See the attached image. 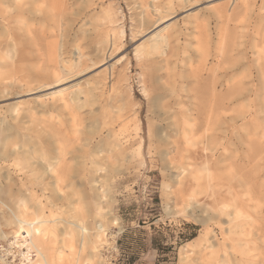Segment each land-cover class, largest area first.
I'll return each instance as SVG.
<instances>
[{
	"label": "rangeland",
	"instance_id": "1",
	"mask_svg": "<svg viewBox=\"0 0 264 264\" xmlns=\"http://www.w3.org/2000/svg\"><path fill=\"white\" fill-rule=\"evenodd\" d=\"M63 1L31 25L42 53L34 74L49 79L58 71L49 50L59 41L64 60L75 57L78 46L83 66L106 64L90 67L58 95H27L22 82L0 98V264L36 258L33 248L21 254L27 251L18 246L21 238L4 234L8 178L14 192L20 186L34 192L25 208L31 219L33 205L49 192L29 176L28 154L35 160L59 145L74 165L102 137L131 148L134 157L106 180L99 168L97 181L89 182V165L76 180L74 198L88 210L86 235H98L92 252L78 237L71 242L66 235L62 245L61 219H70L62 203L57 212H41L50 224L57 219L55 236L42 245L55 264H264V84L254 95L236 73L243 66L264 78V0H250L252 11H245L244 0H200L181 9L171 0L177 13L157 28L168 25L166 51L150 56L137 48L154 32H148L156 23L152 2L164 8L169 0ZM200 41L203 53L196 51ZM173 84L185 85L179 107L191 122L179 121L191 126L193 144L169 129L178 121L177 97L167 91ZM77 90L80 101L88 100L81 108L71 99ZM165 135L169 144L159 141ZM6 136L11 145L4 154ZM100 155L110 162L107 152ZM154 246L170 248L160 253Z\"/></svg>",
	"mask_w": 264,
	"mask_h": 264
},
{
	"label": "bare ground",
	"instance_id": "2",
	"mask_svg": "<svg viewBox=\"0 0 264 264\" xmlns=\"http://www.w3.org/2000/svg\"><path fill=\"white\" fill-rule=\"evenodd\" d=\"M199 1L200 0H179L178 4L181 9L193 6ZM229 1L231 3L235 0ZM171 2V0L168 1L169 5H166L167 7H164L165 3L162 4L164 8H160L159 4H156L154 1L152 2L151 6L153 7L152 10L156 16L155 22L157 24L154 23L155 25L153 24L154 26L152 30L148 31L150 34L154 31L149 37V43L145 44L143 42V44L139 45L137 48L138 51L143 50L142 52L148 54L147 56L153 54L163 55L166 51L168 36L164 34V30L167 29L168 25L159 29L157 28L167 20H170L175 13H177V9L173 7ZM47 3H49V6H47ZM54 4L57 6H63L64 1L0 0V98L11 95L13 91H10L15 87V83L22 82L26 84V90L24 92L27 93V95L37 94V97L58 95L63 93L66 89L61 86L80 76L86 70H90V67L95 66L98 63V66H104L106 64V62L94 61L91 65L83 66L82 58L84 54L78 46L75 47L77 50L76 56L71 57V60H64L60 53V47L63 46V42L61 43L59 41L57 42V46L51 47V50H49V57L52 58L51 60L53 61L57 58L58 62H56L59 63L58 71L53 72L49 76V79L41 78L34 74L35 72L39 73L41 70L42 61L40 60L42 53L39 48V41L36 37L32 36L30 28L33 24L42 23L43 20L41 17L49 10V8H53ZM243 6L245 11H252L253 9L250 0H244ZM147 33H145L144 36L147 35ZM179 33L180 32L178 31V34ZM142 34L143 33H141V35ZM108 40L111 41L110 39ZM196 41L198 42L197 37ZM203 50L204 44L200 41L197 44L196 51L198 53H203ZM259 55L262 57V61H264V53L261 51ZM256 60L257 59H254L253 61ZM241 69L238 71L239 73L237 71L236 73L240 75V77L248 79V82L252 87V93L256 95V90L259 88L260 84H264V78L259 76V74L254 75L250 69L246 70L243 66ZM219 77L222 78L224 75L221 74ZM222 85L225 87L222 96L226 97L228 94L226 88L227 83H222ZM185 90V85H178V87H176L174 84L167 90L177 97V102L175 104L178 105V109H174V114L178 116V121L170 124L171 128L169 129L174 135L183 138L187 143L193 144V142L190 141V135L192 134L191 126H185L179 121V119L183 117V119L191 122L190 116L187 115V111H183L179 107L183 102L182 99L186 98V94H182ZM80 93L81 91L77 90L71 94V99L77 101V107L79 108L83 107L88 101L87 98L80 101ZM90 133L92 134L93 131ZM107 136L109 137L110 134ZM4 141L6 142L4 148L5 154V152H8L9 146L11 145V139L6 136ZM103 141L106 143L105 146L101 145ZM159 141L161 144H169L167 135L161 137ZM89 143L90 141L87 142V144ZM103 152H107V158L108 161H110L109 163L105 162L100 155ZM31 154L32 153L28 154L29 158H26V160L28 159L26 161V167L29 169V176L37 184L41 185V187L43 186V191L48 190L49 194L45 196V201L39 200L33 205L32 210L34 216L29 219L27 214H25V212H27L25 208H27L28 198H32L34 192L31 191L32 193L30 196L26 194V191L21 186L14 192L12 189V179L7 177L8 181L6 188H4L5 197L2 203L4 206V214L2 215V218L4 219V225L6 228L4 234L6 237L11 236L16 239H22V242L20 241L21 243L18 244V246H24L27 248L26 252H21L23 256H29L28 252L31 251L32 248L35 250L36 258L31 260V258L28 257L27 262H29V264H55L48 250L42 245L48 241L47 237H51L52 234L55 236L54 228L58 227L57 219L54 220L55 222L53 224H50L49 220L42 216L43 214H41V212H45V209H47L46 212H57L60 210V203H62V206L65 209L64 212H66L70 218L61 219V223L64 226L63 230L60 231L62 236L61 241L63 242L62 245H64V237L66 235L70 238L69 241L71 242L73 241V238L75 239V237H78L81 248H89L92 252V249L96 247V243L98 242V235H95V237L86 235L87 221L84 219V216H86L88 210L87 207L86 209L80 207V204L83 201L79 197L74 198V196L77 195L75 189L76 180L82 178V169H84V165H89L90 168L88 177L89 182L93 183L97 181L98 177L96 176V172L99 168L106 170L107 174L102 175L104 180H106L112 172H114V169H116L117 166L129 162L132 157H134V151H132L131 148L128 149V147L119 148V144L116 141L112 140L106 142L104 137H102L92 145L88 151L77 156L78 160L75 161L74 165L68 164L69 161L66 159L65 151L59 145L48 151H43V153L39 152L37 155L38 157L36 156L35 160L33 157H30ZM161 154H163V151ZM82 158L84 160L80 161L79 159ZM178 169L184 170L185 167L181 164ZM181 179V175H178L177 181L180 182ZM53 209L54 211H52ZM230 213L228 214L234 215L233 212ZM17 242L18 241L16 240L11 243Z\"/></svg>",
	"mask_w": 264,
	"mask_h": 264
},
{
	"label": "trees",
	"instance_id": "3",
	"mask_svg": "<svg viewBox=\"0 0 264 264\" xmlns=\"http://www.w3.org/2000/svg\"><path fill=\"white\" fill-rule=\"evenodd\" d=\"M154 248L155 249H158L160 251V253H161L162 250H165V249H168L169 250L170 247H164V249L163 248L160 249V248H158V246H154ZM128 264H130V263H128Z\"/></svg>",
	"mask_w": 264,
	"mask_h": 264
}]
</instances>
